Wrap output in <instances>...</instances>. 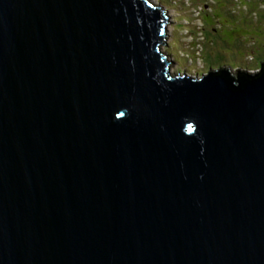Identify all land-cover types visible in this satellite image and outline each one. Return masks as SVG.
<instances>
[{
  "label": "water",
  "instance_id": "obj_1",
  "mask_svg": "<svg viewBox=\"0 0 264 264\" xmlns=\"http://www.w3.org/2000/svg\"><path fill=\"white\" fill-rule=\"evenodd\" d=\"M153 0H0V264H264V63L171 70Z\"/></svg>",
  "mask_w": 264,
  "mask_h": 264
},
{
  "label": "rangeland",
  "instance_id": "obj_2",
  "mask_svg": "<svg viewBox=\"0 0 264 264\" xmlns=\"http://www.w3.org/2000/svg\"><path fill=\"white\" fill-rule=\"evenodd\" d=\"M153 1L167 8L171 18L162 50L175 62L173 71L202 75L221 67L234 72L237 66L249 72L260 70L264 0Z\"/></svg>",
  "mask_w": 264,
  "mask_h": 264
},
{
  "label": "trees",
  "instance_id": "obj_3",
  "mask_svg": "<svg viewBox=\"0 0 264 264\" xmlns=\"http://www.w3.org/2000/svg\"><path fill=\"white\" fill-rule=\"evenodd\" d=\"M238 39H239V38H238ZM239 42H240V41H239ZM254 58L256 59V56H255ZM262 61H264V57H261L260 60H259V62H258L259 64H257L258 67H259V69H261V67H262V63H263ZM221 68H222V67H221ZM227 68H229V67H227ZM231 70H232V69H231ZM207 72H208V70H206V71L204 72V74L207 73Z\"/></svg>",
  "mask_w": 264,
  "mask_h": 264
},
{
  "label": "clouds",
  "instance_id": "obj_4",
  "mask_svg": "<svg viewBox=\"0 0 264 264\" xmlns=\"http://www.w3.org/2000/svg\"><path fill=\"white\" fill-rule=\"evenodd\" d=\"M168 54V53H167ZM172 68V67H171ZM223 68V67H222ZM218 69H220V68H218ZM231 69V68H230ZM239 69H241V71L243 70V71H245L244 70V68L243 67H241V68H239ZM172 70V72L173 73H178V72H175V71H173V69H171ZM210 70H208V72H209ZM232 72H234V70H231ZM248 71V70H247ZM234 73H236V72H234ZM178 74H180V73H178ZM204 74V73H203Z\"/></svg>",
  "mask_w": 264,
  "mask_h": 264
},
{
  "label": "flooded vegetation",
  "instance_id": "obj_5",
  "mask_svg": "<svg viewBox=\"0 0 264 264\" xmlns=\"http://www.w3.org/2000/svg\"><path fill=\"white\" fill-rule=\"evenodd\" d=\"M229 68H231V67H229ZM236 68H241L240 66H237Z\"/></svg>",
  "mask_w": 264,
  "mask_h": 264
},
{
  "label": "bare ground",
  "instance_id": "obj_6",
  "mask_svg": "<svg viewBox=\"0 0 264 264\" xmlns=\"http://www.w3.org/2000/svg\"><path fill=\"white\" fill-rule=\"evenodd\" d=\"M251 22V21H250Z\"/></svg>",
  "mask_w": 264,
  "mask_h": 264
}]
</instances>
